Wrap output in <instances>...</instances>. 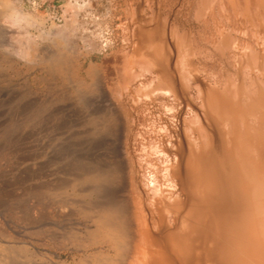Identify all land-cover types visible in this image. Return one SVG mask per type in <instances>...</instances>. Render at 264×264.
<instances>
[{
    "label": "bare ground",
    "instance_id": "obj_1",
    "mask_svg": "<svg viewBox=\"0 0 264 264\" xmlns=\"http://www.w3.org/2000/svg\"><path fill=\"white\" fill-rule=\"evenodd\" d=\"M75 1L65 54L33 45L75 92L46 107L48 240L70 264H264V0Z\"/></svg>",
    "mask_w": 264,
    "mask_h": 264
},
{
    "label": "rangeland",
    "instance_id": "obj_2",
    "mask_svg": "<svg viewBox=\"0 0 264 264\" xmlns=\"http://www.w3.org/2000/svg\"><path fill=\"white\" fill-rule=\"evenodd\" d=\"M114 1L119 3V0ZM93 3L98 6H94V15H105L109 0H93ZM75 5V0H0V246L8 248V253L0 248V255L6 253L12 257L13 264H40L51 257L53 261L67 264L79 260L75 250L59 241L60 238L57 237V240L62 243L57 240L50 242L47 238L51 220L43 190L47 187V181L42 176L47 169V130L44 129L49 126L46 110L48 98L57 100L61 95L73 98L75 92H66V88L72 86L69 81L64 90V72L57 73L60 77L56 84L60 85L54 89L47 66L43 63L37 69L33 66V48L36 44L65 54L66 51L54 43L56 39L63 34L71 41L82 32L78 30L73 33L70 29L77 24H71L76 12ZM82 15L79 22L84 17ZM64 27L67 29L62 31ZM90 28L88 30L93 31ZM52 36L57 37L55 41ZM101 56L91 54L84 62L82 71L89 68L91 60L95 64ZM73 80L76 86L78 80ZM42 109L46 113L41 112ZM35 114L39 115L35 118ZM42 179H45L44 182ZM40 188L43 191L37 193ZM56 231L61 235L60 230ZM31 246L35 249L32 250L34 255L29 251Z\"/></svg>",
    "mask_w": 264,
    "mask_h": 264
}]
</instances>
